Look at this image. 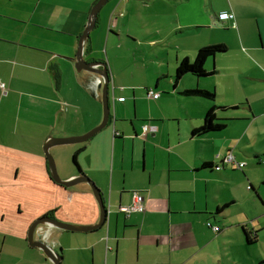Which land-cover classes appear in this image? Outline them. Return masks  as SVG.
Masks as SVG:
<instances>
[{
    "label": "crops",
    "instance_id": "1",
    "mask_svg": "<svg viewBox=\"0 0 264 264\" xmlns=\"http://www.w3.org/2000/svg\"><path fill=\"white\" fill-rule=\"evenodd\" d=\"M156 1L112 0L102 7L84 58L108 66L109 122L85 142L51 147L64 179L78 174L69 160L81 150L80 167L103 193L107 222L88 232L39 224L35 235L42 226L46 241L62 255L61 264H256L253 245L264 236V27L258 18L262 43H248L254 56L244 47L241 61L226 62L233 60L226 55L228 48L207 60V76L187 73L176 80L179 62L195 60L204 46L189 49L174 41L150 59L157 67L148 80L141 77L127 85L128 64L96 57V44L105 34L110 39L119 32L115 47L120 49L122 36L130 37L124 21L141 2L154 6ZM96 2L0 0V83L5 84L0 85V264H54L27 238L32 222L51 210L72 224L99 221L91 187L56 183L41 147L51 137L83 135L102 121L97 80L103 77L75 66L79 38ZM212 6L207 9L205 0H180L171 11L177 17L171 34L237 28V6ZM230 9L235 20H220L219 13ZM161 40L134 46L144 56L140 63L135 59V67L149 64L142 45ZM196 87L214 91L216 98L182 93ZM150 89L160 96H148ZM213 107L225 127L193 134ZM14 124L19 131L12 130ZM229 152L247 164L242 169L223 164ZM217 164L223 167L217 170ZM135 192L145 210L127 215L120 207L132 204ZM262 258L259 253L257 259Z\"/></svg>",
    "mask_w": 264,
    "mask_h": 264
},
{
    "label": "rangeland",
    "instance_id": "2",
    "mask_svg": "<svg viewBox=\"0 0 264 264\" xmlns=\"http://www.w3.org/2000/svg\"><path fill=\"white\" fill-rule=\"evenodd\" d=\"M180 0H170L167 2L164 1H156L153 5H148L145 2H141L138 9L134 13V16L124 21V28L129 27L130 31H128V36L123 35L122 40L123 44L120 49H117L115 45L117 44L119 37L117 33L111 35L110 39L108 35L105 34L103 38H101L98 43L96 44L97 50L96 54L98 58L105 59V61H112V62H126L128 65L124 70H126V83L130 85V83L134 82L138 78L144 77L145 80H148V73L151 71L155 72V67L157 64L150 62V59H156V54L162 55L165 53L168 48L166 47L167 44L173 43L174 41H178L183 43L187 48L191 49L195 46V44L202 46L214 45L219 43H225L229 50L227 51L226 55L233 60L228 59L226 62L231 61L233 63H237L241 61L240 58L242 53L241 49H245L246 53L252 56V52L249 49L248 43L251 41H258L262 43L261 31L260 26L258 24L257 19L260 18L261 25L264 27V0H205L206 8L209 10L213 9L212 2L214 3V7L216 9L223 7L225 3L228 4L229 8L233 7V5L238 7V12L240 13V20L237 22V28H228V29H219L216 27L210 28H200L197 30L189 29L180 32V30L175 31L176 33L171 34L172 30H174L175 26H177V21L175 16L171 14V11L176 8L177 3ZM199 2L201 3L202 0H191L192 2ZM109 1L107 4H109ZM105 4L104 6H106ZM106 10V9H105ZM104 10V11H105ZM232 11V9H230ZM235 14V13H234ZM221 26L223 25L222 22L217 21ZM130 25V26H128ZM223 27V26H222ZM115 29V28H113ZM96 30V28L94 29ZM134 35V36H133ZM134 37V39H133ZM155 39H162L161 42L155 46L151 45H142V48L147 50V54L145 58H147V62L149 63L147 69H142L140 67H135L134 61L136 59L137 63L143 61L144 56L141 54L140 49L134 48L136 44L140 46L141 42H150L151 40ZM262 45V44H261ZM199 47V48H200ZM114 48L116 51L114 52ZM64 50V48H60ZM78 50V48H77ZM77 53V52H76ZM264 56V51H262ZM154 56V57H153ZM254 56V55H253ZM258 59L261 58L260 55H255ZM110 57V58H109ZM239 57V60H237ZM235 58V59H234ZM256 59V58H255ZM194 59L192 58V61ZM256 61L260 63L257 59ZM164 61V65H165ZM117 66V64H114ZM123 68V66H119ZM253 71V70H252ZM134 72V74H133ZM264 85V84H263ZM89 106V111L92 110V100L89 97V102H87ZM103 109V105H102ZM22 121V118H21ZM20 121V122H21ZM13 131H19L18 125L14 124L12 126ZM91 130V129H90ZM89 130V131H90ZM78 143H70L63 146H73ZM20 145V144H19ZM43 144L41 147L44 150ZM61 146V145H59ZM50 152L55 159V163L57 166V170L59 172L58 164H57V157L56 153L53 152L50 148ZM69 155L70 151H60L59 155L65 156ZM72 156V155H71ZM253 159V158H252ZM252 159H249V162H253ZM69 162L74 165L73 158L71 157ZM264 194V193H263ZM264 232V231H263ZM264 236H262L260 242L255 243L253 246L255 248L253 258L256 260V264H264V258L259 261L257 259V255L259 253L264 256ZM47 256V255H46ZM50 260V259H49Z\"/></svg>",
    "mask_w": 264,
    "mask_h": 264
},
{
    "label": "water",
    "instance_id": "3",
    "mask_svg": "<svg viewBox=\"0 0 264 264\" xmlns=\"http://www.w3.org/2000/svg\"><path fill=\"white\" fill-rule=\"evenodd\" d=\"M107 1L108 0H97V2L93 5L91 12H90L88 23L79 38V45H78L77 56H76L77 60L75 63L76 69L78 71L87 70V71L93 72L103 77V81L100 82L98 85V88L102 92V97H101L102 104H103L102 121L97 126H95L90 131H88L87 133L83 135L51 137L48 140V142L45 143L44 145V151H45L46 158L48 160V165H49L52 179L56 183H59L66 187L75 186L80 183L88 184L91 187L97 199V202L99 204L100 218H99V221L96 222L95 224H89V225L72 224V223L61 221L57 218H53L50 216H40L36 218L28 229V233H27L28 242L30 246L32 247L41 248L46 253V255L53 261L54 264H61L63 257L59 252H56L47 241L43 239L35 238V231L39 224H45L47 226H53V227L62 228L65 230H71V231L88 232V231L98 230L99 228L103 227V225L108 220V212H109L108 207L105 203V198L103 197V193L101 189L98 187V185L95 183V181L90 176H88L83 170H78V174L70 178H67V179L62 178L57 170L55 159L50 152V148L54 145L85 142L89 140L96 133H98L103 128H105L109 122V119H110V103H109L110 78H109L108 66L104 61H87L84 58V47L90 36V31L96 26L99 12L102 9V7L107 3Z\"/></svg>",
    "mask_w": 264,
    "mask_h": 264
},
{
    "label": "trees",
    "instance_id": "4",
    "mask_svg": "<svg viewBox=\"0 0 264 264\" xmlns=\"http://www.w3.org/2000/svg\"><path fill=\"white\" fill-rule=\"evenodd\" d=\"M227 49L228 46L225 43L208 45L200 48L197 52L194 61H190L187 58H185L179 62L176 68V80L177 81L180 80L187 73H191L198 77L209 75L210 73L207 71L205 67L207 60L210 57L217 55L218 53L226 52ZM182 93L187 96H200L211 100H214L216 98V93L214 91L199 87L185 89L184 91H182ZM216 109H218V107H213L209 109V111L205 116L203 124L200 127L194 129L193 134L200 135L207 133L209 131L221 130L225 127L224 124L217 121L216 113H215ZM80 151L81 150L76 151L72 156L73 162L78 167V170H82L78 161V155ZM44 216H50L55 218L54 210L47 212ZM36 236L37 235H35V238H37ZM249 240L250 242H253V239L250 238Z\"/></svg>",
    "mask_w": 264,
    "mask_h": 264
},
{
    "label": "built area",
    "instance_id": "5",
    "mask_svg": "<svg viewBox=\"0 0 264 264\" xmlns=\"http://www.w3.org/2000/svg\"><path fill=\"white\" fill-rule=\"evenodd\" d=\"M219 19L220 20H235V14L232 11H222L219 13ZM100 83V80H97V84ZM1 87L4 88V83H0ZM148 96H151L153 98H158L160 96V92H155L153 89H150L148 91ZM149 128V126H144V129L147 130ZM151 129L154 130L153 127H150ZM222 163L223 164H228L231 166H235L236 168H240L242 169L247 162L243 161V160H238L236 158V156L232 153L229 152L227 153L223 158H222ZM223 167L222 164H217L215 166V169L220 170ZM120 210L125 212L127 215H129L131 212L134 211H140L143 212L145 210V206L144 204L141 202V197L140 195L135 192L134 193V199H133V203L130 205H125V206H121ZM210 226H212L214 228V230H218V227L213 226L212 223H209ZM38 239H43V240H47L48 236L46 233H44L42 226H40L37 229V236Z\"/></svg>",
    "mask_w": 264,
    "mask_h": 264
}]
</instances>
